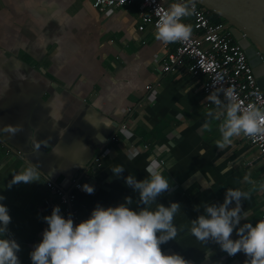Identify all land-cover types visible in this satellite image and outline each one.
Listing matches in <instances>:
<instances>
[{"label": "crops", "instance_id": "obj_1", "mask_svg": "<svg viewBox=\"0 0 264 264\" xmlns=\"http://www.w3.org/2000/svg\"><path fill=\"white\" fill-rule=\"evenodd\" d=\"M139 11L0 0V264H249L264 155ZM76 177L82 249L47 184Z\"/></svg>", "mask_w": 264, "mask_h": 264}, {"label": "built area", "instance_id": "obj_2", "mask_svg": "<svg viewBox=\"0 0 264 264\" xmlns=\"http://www.w3.org/2000/svg\"><path fill=\"white\" fill-rule=\"evenodd\" d=\"M92 1L99 11L137 3L140 29L150 23L157 30L166 33L174 44L164 62L163 70H187L195 76H202L204 91L221 93L234 109L237 121L243 127L244 140L257 147L264 155V89L258 83L245 50L229 31L226 20L212 21V11L193 0ZM187 13L192 15L196 34H191L183 24ZM122 126L125 127V124ZM47 184L65 206L66 224L73 239V247L82 249L85 234L79 210L75 206L77 194L74 190L81 187L80 179L73 178L69 188L52 180ZM249 246L252 250L249 264H264V210L256 236Z\"/></svg>", "mask_w": 264, "mask_h": 264}, {"label": "water", "instance_id": "obj_3", "mask_svg": "<svg viewBox=\"0 0 264 264\" xmlns=\"http://www.w3.org/2000/svg\"><path fill=\"white\" fill-rule=\"evenodd\" d=\"M226 20L264 89V0H193ZM15 150V149H14Z\"/></svg>", "mask_w": 264, "mask_h": 264}, {"label": "trees", "instance_id": "obj_4", "mask_svg": "<svg viewBox=\"0 0 264 264\" xmlns=\"http://www.w3.org/2000/svg\"><path fill=\"white\" fill-rule=\"evenodd\" d=\"M211 19L214 22H219L221 20H224V18H222L221 16L217 15L216 13L212 12L211 14Z\"/></svg>", "mask_w": 264, "mask_h": 264}]
</instances>
